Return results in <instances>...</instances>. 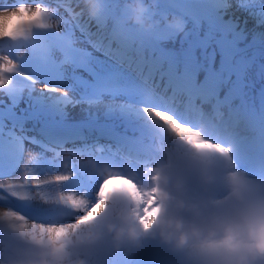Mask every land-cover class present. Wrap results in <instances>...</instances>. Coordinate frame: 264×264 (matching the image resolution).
I'll use <instances>...</instances> for the list:
<instances>
[{
  "label": "clouds",
  "instance_id": "obj_1",
  "mask_svg": "<svg viewBox=\"0 0 264 264\" xmlns=\"http://www.w3.org/2000/svg\"><path fill=\"white\" fill-rule=\"evenodd\" d=\"M40 7L20 4L0 11V40L11 35L12 25H34ZM146 111L165 130L166 139L157 144L160 159L144 166L142 183L110 174L99 190L118 183L135 189L141 202L123 193L102 201L98 194L96 203L89 205L69 192L56 196L55 202L70 213L48 222L0 207V264H110V256L134 252L125 247L126 241L136 245L146 239L157 242L173 264H264V177L239 169L233 149L209 139L202 129L167 112ZM77 159L95 165L91 159ZM70 179L71 174H57L54 181L38 178L34 187ZM0 189L15 199L30 200L13 191L14 183H0ZM117 196L126 203L113 205ZM31 199L51 202L39 194ZM104 249L107 255L101 257Z\"/></svg>",
  "mask_w": 264,
  "mask_h": 264
},
{
  "label": "bare ground",
  "instance_id": "obj_2",
  "mask_svg": "<svg viewBox=\"0 0 264 264\" xmlns=\"http://www.w3.org/2000/svg\"><path fill=\"white\" fill-rule=\"evenodd\" d=\"M22 3H27L31 0H21ZM77 0H75L76 3ZM227 1V0H225ZM224 1V2H225ZM236 0H229L230 4H234ZM11 2H15L11 1ZM82 2V1H81ZM32 3V2H30ZM84 3V2H83ZM227 3V2H226ZM6 4L4 1L0 0V5ZM33 4V3H32ZM229 4V5H230ZM88 5V4H87ZM237 8V9H236ZM229 7L224 9L222 11L223 19H229L232 23H234V28L238 30H242L245 36L251 37L253 34L257 33L258 35H261L264 38V23H259L258 20H256V17H260V15H264V0H243V5L240 7ZM76 13L78 17L81 20V23L83 27L85 28L89 38L96 42L97 44H108L111 42V38L109 36V32L107 29V26L104 23L97 24V23H90L89 21L86 20V14L91 11L90 6L86 7L83 4L77 5ZM93 9V8H92ZM14 9H7L3 11H12ZM242 17H241V16ZM264 17V16H263ZM246 21L250 20L251 24L246 23ZM240 20V21H239ZM251 35V36H249ZM176 41V40H173ZM178 40L176 41V43ZM176 46L177 44L172 43L170 46V52L173 56L177 53L176 51ZM259 58H264V50H257ZM138 60V62H143V56H137L133 54L132 61ZM197 61V59H196ZM195 61V62H196ZM182 62L179 60V58H175V66L174 70L181 66ZM194 67L192 68V74L194 76V88H192L187 95L182 97L183 93L182 91H178V93L182 94L179 95L178 93L175 92V86L174 88H171L173 84L170 82H166L165 85H163V89H165L169 100L171 101L169 103V106L164 107V112L170 113L174 117L179 116V118H182L185 114H187L189 111L192 113L194 109L195 112L193 113H199L201 112L203 118L207 121L208 124H211L212 126L215 123V118L216 116L214 114H211L210 110H202L200 111L198 109L197 105V98L195 96L194 90L198 88L199 85V76L202 72V67L201 63L197 61V63H194ZM136 67V66H134ZM143 67V66H142ZM143 69V68H141ZM200 73V74H199ZM162 76V72L158 76L153 77V83L158 87L159 86V80ZM253 82H256L253 78H251ZM161 87V86H160ZM194 89V90H193ZM49 88H44L40 90L39 92L45 94L46 91H49ZM198 100H200L198 98ZM209 104L211 103V98ZM207 100V102H208ZM100 100H98L96 103H98ZM218 104V100L216 102ZM95 103H86L82 101H71L70 103H67L64 105V109H68L69 112L80 109H86L89 107H92V105ZM100 105V104H99ZM98 105V106H99ZM102 105V104H101ZM114 105V104H113ZM112 105V106H113ZM207 105V103L205 104ZM101 107V106H100ZM105 108V107H104ZM99 110V109H98ZM209 111V112H208ZM85 112V111H84ZM83 113V112H82ZM67 114V113H66ZM70 114V113H69ZM198 116L197 114L193 115V118H196ZM228 121L230 118L225 117ZM223 136H226L227 133H223ZM239 139V138H238ZM237 139V140H238ZM238 144V141L235 142ZM37 151H39L35 146H27L25 147V152H26V163L22 167L21 173L16 174L13 178L15 179H23V180H30L34 178H39V177H45L41 179H52L54 181V176L57 174H71L72 179L69 181L63 183V184H56V185H47L44 186L43 188L39 189H28L25 192V196L29 197L32 202L34 201H42L40 199H31L32 196H36L39 194L42 197L45 198H50V201H55V197L60 195V194H68L69 192L76 194L78 197L84 198L87 202L90 201L89 198H94L98 196L99 190H100V184L98 183H103L104 179L108 177L110 174H115V175H124L130 178L137 180L136 173L127 171V170H122L119 167V162L117 159L113 161V163L110 164V166H103L102 169L99 168V166H88V165H83L80 163V160L77 159L79 157L80 159H85L83 156L76 155L70 158H64V157H58V158H51L47 157L44 155L39 154ZM48 154V153H46ZM49 155V154H48ZM20 164V163H19ZM141 175V174H138ZM20 177V178H19ZM31 177V178H29ZM12 180H6L4 184H8ZM28 183H35V181H27ZM95 182V183H94ZM139 182V181H138ZM143 182V180H142ZM141 182V183H142ZM51 186L49 190L44 192V188H48ZM113 187H119L118 183L117 184H110L109 185V191ZM43 191V192H41ZM115 199V198H114ZM115 201V200H114ZM113 201V202H114ZM56 204V202H55ZM58 204V203H57ZM15 207L18 208L14 204ZM53 206V205H51ZM60 208L62 210V214L56 216H62L70 213V209H67L65 206L60 205ZM48 207V206H47ZM59 208V209H60ZM130 248V247H129ZM128 248V249H129ZM138 251H134L132 254H123L121 258H126V263L130 262H135L133 261L136 258Z\"/></svg>",
  "mask_w": 264,
  "mask_h": 264
},
{
  "label": "rangeland",
  "instance_id": "obj_3",
  "mask_svg": "<svg viewBox=\"0 0 264 264\" xmlns=\"http://www.w3.org/2000/svg\"><path fill=\"white\" fill-rule=\"evenodd\" d=\"M2 1L5 2L6 0H2ZM7 1L11 2V1H14V0H7ZM22 4H24V3H22ZM79 4H84L86 7H89L91 5V8H90L91 11H90V13L88 15V18H89V20L91 22H93V20H92L93 18L91 16V12L93 10L92 8H94V7H92V3L91 2H85L84 0H77L76 3H75V0H67L66 2L64 0H47L46 4L39 5V6L43 7V9L47 12L51 24L55 23L57 25L55 28L60 29V30H65L67 28L74 29L73 35H72V42L78 47L79 53L78 54H72V53H69V52H63L61 49H56L54 51V57H55V60L57 62L58 68L62 72L61 76L58 79L53 80V81H49L47 83L39 82L40 84L38 83L39 85H37L35 87V89L32 90L31 92H38V91H40V90H42L44 88H49L50 90L46 91L45 94H46V96L48 95L49 98H50L52 91L53 92H57L59 90H66L72 96V100L71 101H79L78 92L87 88L86 86L82 85L83 82H82V79H81L82 76H88V72L84 68V64H83V60H82L83 57L87 58L88 62L91 63V65H92V67L94 69L102 70V69L113 68L114 67L120 73L127 72L130 75V78L126 79L123 76L120 77V88H119V91L110 99L104 98V100L102 99L101 102L93 104L92 107H89V108H86V109H80V111L79 110H75V112L74 111L69 112L68 109H67L66 116L73 117V118L84 117V116H87L90 113L99 112L100 110L105 109L106 107L112 106L113 103L118 102V101L133 100L134 98L140 97V95L137 93V90H136V88H137V86L139 84V81L136 80L137 73L135 71L129 69V68L116 67L113 64H111L109 60L100 57L96 53L95 49L93 48V42L90 45L89 41H88L90 39L88 38V40H86V38L84 36H82V34H80L79 31L81 30V28H83L85 32H86V30L83 27V25L81 24V20L79 18L80 16L78 17V15L76 13V9L75 8ZM229 4H227L226 10L229 7H233V8L240 7L241 5H243V0H236L234 2V4H230V5ZM28 6H30V7H32L34 9L38 5H28ZM62 6H65L66 9L64 10L62 8ZM73 7H74V9H73ZM9 9H11V8H9ZM69 11H70V14H68ZM263 16L260 15V17H256V20H258L259 23H264V17ZM77 21H79L80 23H78ZM244 21L246 23H248V24H251L250 20L246 21V19H245ZM253 36L258 37V34L255 33ZM176 39H177V37H176ZM56 62H55V64H56ZM38 88H39V90L37 91ZM129 93L132 94V97H129ZM196 98H198V95L196 96ZM149 100H151L154 103V106L155 105L157 106L158 110H163V108L159 105L158 101L154 100L153 98H151V99L142 98V102L143 103H147V101H149ZM206 103L207 102L202 101V104H198V108H200V110L206 109L204 107V105ZM208 105L206 107H208ZM150 108L153 109L154 107H150ZM190 114H192V113L189 112L188 116H184V117H186V119H190ZM214 121L217 124L215 127L218 130H220L219 119L216 118ZM37 152L42 155V153H40V151H37ZM43 153L46 154V152H43ZM87 159H89V158H87ZM25 163H26V152H24L23 159H22L20 165L18 166V168L16 169V171H14V173L12 175H10L8 177H4V178H8V180H12V179L15 180V178H13V177L16 174H18V173L20 174L21 173L22 167L24 166ZM39 178H45V177H39ZM36 179H38V178H34V179H30V180H36ZM18 180L23 181V179H21V178L18 179ZM50 188H51V186H49L48 188H44L43 191L46 192ZM43 191H41V192H43ZM114 198L115 199H113V201L114 200L115 201L114 202L112 201L113 205H120V204L124 203V202H122L123 200L121 199V197L117 196V197H114ZM89 200H90V201H88L89 205L95 204V202H94L95 197L94 198L91 197V198H89ZM0 201H1L0 202V207H5L4 204L8 203L7 199L2 194H0ZM29 201L32 204L40 205V206L53 205L55 208L60 210L57 214H47V215H37V214H35L36 216H34L32 218V220H36L38 222H46V219H47L46 217H51L53 219H56V216L61 215L63 213L61 208H60V206H59V204H57V203L55 204V201H51L50 203H47V204L44 203L43 201H40V202H38V201L32 202V200H29ZM138 247H139V245H137L135 247H131L130 249L135 251L136 248H138ZM113 257H114V255L110 256V259H111L110 264H113V261H114ZM136 260H137V257L133 261H136ZM134 263L135 262H131V264H134Z\"/></svg>",
  "mask_w": 264,
  "mask_h": 264
},
{
  "label": "snow or ice",
  "instance_id": "obj_4",
  "mask_svg": "<svg viewBox=\"0 0 264 264\" xmlns=\"http://www.w3.org/2000/svg\"><path fill=\"white\" fill-rule=\"evenodd\" d=\"M27 11V9H25ZM30 15H32L33 13H29ZM35 21H34V25L37 26V28L39 29H47L50 26L48 25V23L46 22L47 19V14L45 13L43 7H40L38 10L35 11ZM31 26L30 25H12L10 28V32L11 35L8 37H5L3 40L8 39V40H12V41H16V40H20V39H27L29 38V28ZM15 65V63L11 60L6 58L5 62L3 63V66L0 67V73L2 74H8L9 72L5 71V69H13V66ZM0 82H6L5 79L3 78L2 75H0ZM117 193H123L128 195L133 201H135L137 204H139L141 202V197L138 194V192L130 187H126V186H119V187H113L111 188V190L109 191V185H105L104 191L100 192V198L101 200H107L110 199L113 195L117 194ZM141 222H145L144 218H141ZM8 223L11 227L15 228L16 225L15 223L9 219ZM146 251V245H142L139 252H145Z\"/></svg>",
  "mask_w": 264,
  "mask_h": 264
}]
</instances>
